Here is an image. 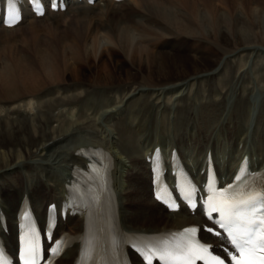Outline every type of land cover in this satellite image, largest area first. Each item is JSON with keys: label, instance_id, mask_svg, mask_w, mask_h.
Segmentation results:
<instances>
[{"label": "bare ground", "instance_id": "bare-ground-1", "mask_svg": "<svg viewBox=\"0 0 264 264\" xmlns=\"http://www.w3.org/2000/svg\"><path fill=\"white\" fill-rule=\"evenodd\" d=\"M54 1L65 9H46L37 18L24 13L14 27L0 26L1 34L24 24L32 30L69 24L73 34L55 48L58 58L47 55L41 36L35 40L42 83H30L36 70L20 56L12 63L0 61L1 81L14 75L26 84L24 95L9 87L0 100V212L8 229L3 235L7 248L14 246L21 196L43 220L46 204L64 199L72 164L83 163L75 153L82 144H101L114 156L118 217L129 231L204 220L199 211H167L152 199L144 155L155 145L163 152L175 146L194 178L207 151L222 183L244 153L258 167L264 165V21H249L256 17L254 0L173 1L184 12L136 0L141 16L128 18L129 26L123 13L128 7L122 9L129 0ZM223 5L241 9L250 19L223 17ZM114 54L129 66L116 61L107 74L105 65H113ZM82 65H88L91 80ZM80 226V218L67 216L55 230L75 233ZM207 241L227 245L224 236ZM74 255L75 248H69L57 262L71 264Z\"/></svg>", "mask_w": 264, "mask_h": 264}, {"label": "rangeland", "instance_id": "rangeland-1", "mask_svg": "<svg viewBox=\"0 0 264 264\" xmlns=\"http://www.w3.org/2000/svg\"><path fill=\"white\" fill-rule=\"evenodd\" d=\"M148 1L151 2V3L152 2H155V5H158V4L166 5V7H169V8H172V9H174V8L177 9L178 8L177 9L178 11L184 12L183 9L180 6L175 5L176 2L173 3V1H175V0H171L172 2L170 0H148ZM249 1H251V0H249ZM254 1H253L254 3L258 4V7L256 8L255 15H254V16H256L255 19H252V18L250 19V17L248 15H245L244 12L241 11V9H239V8L238 9H235L236 13L234 14L233 12H235V11L232 10V9H230V7L228 5H225V6L223 5L222 6V10H223V11H221L222 12V16L223 17L226 16L225 18L228 17V18L233 19V18H236V17L240 16V14H241V17L242 18L245 17L248 20L250 19L249 20L250 22H255V21L256 22H260V21H264V0H254ZM127 7H128L127 11H125L123 13H124V18H125L124 21H126L125 22L126 23V26H129V25H131V23L128 22V18H129V20L132 21V20H134V18L132 16H135V15L141 16L140 15L141 13H140V11L138 9V4H137L136 0H129L127 6L126 7L123 6L122 9L123 8H127ZM203 10L204 9L201 7L200 8V12L202 14H204V15L207 16L206 18H204V20H205L206 23H208L209 20L207 18H210V17H208V14H205L206 11L205 10L203 11ZM257 11H258L259 14L261 12V14L259 15L257 13ZM232 15L234 17H232ZM258 17H259V19H258ZM143 21H144V19H143ZM26 25L27 24H24L25 27L24 26H21L18 29H16L15 31H10V32L7 31L8 33H1L0 34V61H4V63H7V61L12 63V61L17 56H20L22 58L23 62H25L26 65L29 66V68H30V66H32V68H34L36 70L35 73H34L36 79L33 76V78H31V80H30V83H34L35 81L36 82L39 81L38 83H42V82H44V79L43 78H45V77H44V75H42L41 72H39V69L37 67V62H36V59H35V55H36V52H35V44H34L35 43V40L38 39V38H39V40H41V38H40V36H41L42 39H43V40H41L42 41V44L44 45L43 48L45 49L47 55L50 54L49 56L52 57V56H54V54L56 55V51H55L56 49L55 48L58 47L59 42L61 40H64V41L70 40L71 37H73V34L71 32V29L69 30V28H68V25L69 24H66L65 27H64V29H61L60 28V29H56V30L50 29V27H45V26H43L42 28H39V30L38 29H33L32 30V29H30L29 26H26ZM37 30L38 31L41 30V31L38 32V33H36V38H35V37H33L35 35L33 33L34 32H37ZM39 33H40V35L37 36ZM115 53H117V52H115ZM57 58H58V56H57ZM116 61H119V64L118 65H120L122 62H124L123 63L124 64V66H123L124 68H126V67L129 66L128 61H125L121 55L114 54V56H113V62H112L113 65H111V66H106L105 65V68L104 69H105V72L107 74H110V73L113 72V69L112 68L115 66ZM106 62H105V64H106ZM91 64H92V62H91ZM87 66L88 65H82L83 74L87 77L88 80H91L92 75L89 72V69H88ZM36 72H39V73L36 74ZM39 75H41L43 78L41 76L39 77ZM32 80H35V81H32ZM13 81H16V82L14 83ZM55 83H59V82H57V81L52 82V84H55ZM12 84L13 85L15 84V85L14 86H11ZM1 86H2V88H0V100L4 99V97H5L4 90L5 89H9V87H11V88L14 87L15 89H17L18 93L21 94V95H24L25 94L26 84L24 82L21 83L17 76H14V75L12 76L11 75L9 78L3 79L0 82V87Z\"/></svg>", "mask_w": 264, "mask_h": 264}, {"label": "snow or ice", "instance_id": "snow-or-ice-1", "mask_svg": "<svg viewBox=\"0 0 264 264\" xmlns=\"http://www.w3.org/2000/svg\"><path fill=\"white\" fill-rule=\"evenodd\" d=\"M254 199L255 198L251 195H249L247 198H238L237 197V198H233L231 200H229L228 198H225L223 205L220 208L213 207V211H221L222 213H224L225 219H227L233 215V209H237L241 206H245L248 208L249 212H251V214L253 216H255L256 212L258 210L255 208V206L253 204ZM238 215L239 214L237 213V216ZM248 223L250 225H255L256 220L250 219L248 221ZM259 224L264 225V217H262L259 220ZM252 231H253V228L249 227L244 234L247 235L248 233H250ZM261 239H264V236H262ZM248 243H252V241L249 240ZM29 251H32L34 253V249L33 250H27L26 249V253H25L26 256L28 255ZM241 251L243 252V249H241ZM197 258H199V257L189 255L187 258L186 264H193L194 259H197ZM232 260L235 261V264H253V261L246 259L243 255L241 256L240 259H236V257L233 256ZM23 264H34V261H31L29 259H25L23 261Z\"/></svg>", "mask_w": 264, "mask_h": 264}]
</instances>
